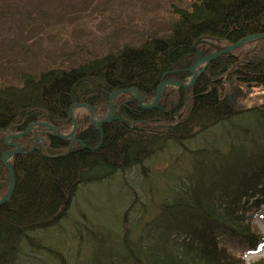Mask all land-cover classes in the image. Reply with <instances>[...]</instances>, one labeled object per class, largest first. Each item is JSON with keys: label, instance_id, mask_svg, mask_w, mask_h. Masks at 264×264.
Returning a JSON list of instances; mask_svg holds the SVG:
<instances>
[{"label": "trees", "instance_id": "obj_1", "mask_svg": "<svg viewBox=\"0 0 264 264\" xmlns=\"http://www.w3.org/2000/svg\"><path fill=\"white\" fill-rule=\"evenodd\" d=\"M190 1L187 8L176 9L177 18L166 36L149 37L140 46H127L77 67L20 73L19 85L0 87V200L10 187V172L1 160L9 149L7 130L25 131L32 123L46 122L69 133L75 103L92 106L104 116L116 89L137 88L149 98L162 81L184 79L189 74L185 68L198 57V40L225 45H207L208 55L264 34V0ZM247 44L253 47L242 51ZM255 88L264 89V38L211 61L191 87H167L158 107L145 109L133 94L119 95L118 102L125 101L118 108L119 119L103 124L102 132L89 111L80 108L88 115L76 118L75 142L45 128L17 139L26 151L36 136L45 141L12 160L15 188L0 206V264H72L63 251L42 241L43 231L70 215L83 184H98L120 170L143 165L170 144L188 156L194 178L188 174L173 183L158 214L143 227L137 223L135 236L129 216L138 202L133 198L120 218L118 246H111L98 228H88L84 247L92 255L80 264H247L242 255L222 245L221 234L252 247L262 243L253 221L264 207V139L254 135L264 131V101L239 111L230 100L232 92L247 96ZM168 103L171 106L164 107ZM243 117L254 119V124L236 125ZM202 135L218 144L200 143L184 151L185 142ZM97 243L102 246L95 250ZM80 246L75 247L77 253ZM28 250L46 259L29 260ZM252 264H264V258Z\"/></svg>", "mask_w": 264, "mask_h": 264}, {"label": "rangeland", "instance_id": "obj_2", "mask_svg": "<svg viewBox=\"0 0 264 264\" xmlns=\"http://www.w3.org/2000/svg\"><path fill=\"white\" fill-rule=\"evenodd\" d=\"M190 2V0H0V87L19 85L20 73L40 74L56 67L65 69L77 67L82 62L124 47L140 46L149 37L166 36L170 32L172 22L177 18L176 9L187 8ZM209 44H216L217 49L225 46L213 39L203 38L197 41L196 49L206 56V46ZM251 45H245L242 51L253 47ZM190 67L185 68L189 74L180 79L184 83L192 78ZM170 86L173 85L167 87ZM232 93L231 102L239 111L264 101L263 88L252 89L247 96ZM116 98L113 101L115 115L119 108ZM153 99L154 96L143 97V102L150 103ZM169 106H171L169 103L164 105ZM81 109L73 110L72 115L75 119L86 116L87 109ZM108 111L109 108L106 109L104 116L95 113L94 119L104 118ZM236 122V125L250 126L255 120L243 117ZM256 134L254 135L256 138L264 139L263 130ZM39 141L36 144L33 141L35 148ZM193 141L185 142L184 151L198 148L200 143L210 144L209 146L218 144L213 137L207 135ZM181 152V148L170 144L148 158L143 165L120 170L111 177L108 176L109 178L105 177L101 180L103 182L100 181L98 184H83L73 199L70 215L59 226L43 231L42 241L63 251L72 264H80L83 258L90 259L92 255V251L86 253L87 247H84L87 241H84V237L87 236L88 228L92 230L98 228L111 246L119 245L117 234L120 231V218L133 198L138 202L129 216L132 224L135 223L133 227L135 236L140 230L137 223L140 221L143 227L146 221L158 214L161 203L169 197L173 183L179 182L180 177L188 174L189 178H194L195 174L191 176L188 169L191 166L190 159ZM13 158L14 156L9 159L11 164ZM139 217L143 221L138 220ZM253 223L262 237V243L257 247H252L238 237L221 234L222 245L234 254L242 255L247 264L264 258V207L255 216ZM80 230L83 232L80 233ZM108 242L106 244L109 246ZM77 245L81 250L78 253L75 248ZM100 246L102 244L97 243L95 250ZM28 253L29 260L43 262L46 259L45 254L31 250H28Z\"/></svg>", "mask_w": 264, "mask_h": 264}, {"label": "water", "instance_id": "obj_3", "mask_svg": "<svg viewBox=\"0 0 264 264\" xmlns=\"http://www.w3.org/2000/svg\"><path fill=\"white\" fill-rule=\"evenodd\" d=\"M262 38H264V34L248 36V37L243 38L234 44L227 46L226 48H224L222 50L213 52L207 56L202 55L198 51L199 58L189 69L192 73L191 80L187 83H184L183 81L175 80V79H168L166 81H162L156 90L154 100L149 104L143 102V95L141 94V92L137 88L116 89L110 95L109 113L105 118L100 119V120H95L93 107L87 106L86 104H76V103L73 104L71 107V112H73L74 109L80 108V107L88 108L91 112V119L94 120L96 123V128L102 132L101 125H103L105 123H111L112 121L118 119V116L115 115L114 104H113L114 98L117 97L118 95H120L122 93H133V94H135V97H136V99H137V101L141 107H143L145 109L158 107L161 95H162L164 89L168 85H175V86H179V87H191L195 83V81L197 80L199 74H201L205 70V67L211 61L218 58L219 56H222V55H225V54L232 52L233 50L239 48L241 45H243L247 42L257 40V39H262ZM230 99L231 100L233 99V95H230ZM72 119L74 121V129L70 134H62L58 129H56L54 126H52L46 122H36V123L30 125L29 128L25 132L9 134L7 136L5 143L7 145H9L11 147V149L7 150L5 153L2 154L1 160L9 169L10 187H9V190L6 193V195L0 200V206L3 205L4 203H6L11 198L13 190L15 188L14 168H13V165L9 162V159L15 155H18V154H29V153H31L35 149V146H36L35 144L37 143V140H36L32 149L30 151L26 152L25 149L22 147V145L19 144L18 142H16V139H18L24 135H27L34 126H42V127H46L47 129H49L53 133L59 135L61 138L72 137L75 140V132L77 130V122H76L74 117H72Z\"/></svg>", "mask_w": 264, "mask_h": 264}, {"label": "flooded vegetation", "instance_id": "obj_4", "mask_svg": "<svg viewBox=\"0 0 264 264\" xmlns=\"http://www.w3.org/2000/svg\"><path fill=\"white\" fill-rule=\"evenodd\" d=\"M125 103V101H123V102H120V103H118L117 105H118V107L120 108L123 104ZM40 129H42V128H38L37 130V132H39L40 133Z\"/></svg>", "mask_w": 264, "mask_h": 264}, {"label": "bare ground", "instance_id": "obj_5", "mask_svg": "<svg viewBox=\"0 0 264 264\" xmlns=\"http://www.w3.org/2000/svg\"><path fill=\"white\" fill-rule=\"evenodd\" d=\"M116 116H118V119H119V115H116ZM117 120V119H116Z\"/></svg>", "mask_w": 264, "mask_h": 264}]
</instances>
